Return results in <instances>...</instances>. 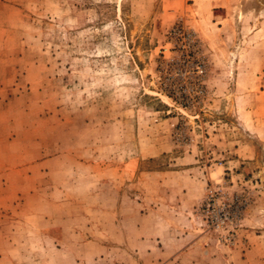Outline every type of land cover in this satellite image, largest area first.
I'll return each instance as SVG.
<instances>
[{
	"label": "rangeland",
	"instance_id": "1",
	"mask_svg": "<svg viewBox=\"0 0 264 264\" xmlns=\"http://www.w3.org/2000/svg\"><path fill=\"white\" fill-rule=\"evenodd\" d=\"M245 230L264 0H0V264H187Z\"/></svg>",
	"mask_w": 264,
	"mask_h": 264
},
{
	"label": "crops",
	"instance_id": "2",
	"mask_svg": "<svg viewBox=\"0 0 264 264\" xmlns=\"http://www.w3.org/2000/svg\"><path fill=\"white\" fill-rule=\"evenodd\" d=\"M242 233L237 235L229 250L219 246V252L214 253L209 250L193 252L190 248L198 243L193 239L189 242L191 245L183 248V259L188 260L187 264H264V247L259 245V236L254 237L247 230Z\"/></svg>",
	"mask_w": 264,
	"mask_h": 264
},
{
	"label": "built area",
	"instance_id": "3",
	"mask_svg": "<svg viewBox=\"0 0 264 264\" xmlns=\"http://www.w3.org/2000/svg\"><path fill=\"white\" fill-rule=\"evenodd\" d=\"M210 197H212V193L211 192H209V194H208V197H207V200L208 201H210L211 200V198ZM207 201V206L210 204L209 202ZM225 218H226V216L223 214H219V215H215V217H214V222H215V224H216V226H220V225H222V224H224L225 223Z\"/></svg>",
	"mask_w": 264,
	"mask_h": 264
}]
</instances>
